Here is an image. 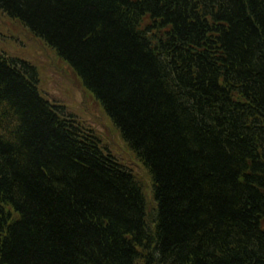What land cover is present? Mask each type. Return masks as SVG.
<instances>
[{
  "label": "trees",
  "instance_id": "trees-1",
  "mask_svg": "<svg viewBox=\"0 0 264 264\" xmlns=\"http://www.w3.org/2000/svg\"><path fill=\"white\" fill-rule=\"evenodd\" d=\"M150 176L0 53V264H264V0H0ZM110 151V152H109Z\"/></svg>",
  "mask_w": 264,
  "mask_h": 264
},
{
  "label": "rangeland",
  "instance_id": "rangeland-1",
  "mask_svg": "<svg viewBox=\"0 0 264 264\" xmlns=\"http://www.w3.org/2000/svg\"><path fill=\"white\" fill-rule=\"evenodd\" d=\"M31 36L27 28L25 30L18 21L11 20L0 10V53L12 58H17L13 55L22 54L34 64L39 76V89L46 93L49 99L58 101L80 122L90 125L95 130L102 144L123 165L129 167L128 169L139 181L145 193L148 211H152L150 178L146 170L126 148L117 130L103 114L102 108L92 100V95L82 91L81 84L78 83L68 64L58 60L53 49Z\"/></svg>",
  "mask_w": 264,
  "mask_h": 264
}]
</instances>
